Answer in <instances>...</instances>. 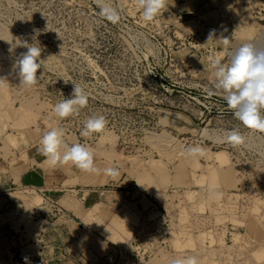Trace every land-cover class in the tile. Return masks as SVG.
<instances>
[{"label":"rangeland","instance_id":"rangeland-1","mask_svg":"<svg viewBox=\"0 0 264 264\" xmlns=\"http://www.w3.org/2000/svg\"><path fill=\"white\" fill-rule=\"evenodd\" d=\"M102 2L118 22L98 0H0L5 264H264V132L234 116L211 66L242 44L264 47V0H166L148 23L137 0ZM24 42L41 49L31 87L13 67ZM73 83L88 104L60 119L53 106ZM100 115L105 129L81 135ZM52 127L92 148L98 171L50 167L39 149ZM233 129L243 143L223 139ZM60 229L64 249L52 234Z\"/></svg>","mask_w":264,"mask_h":264},{"label":"clouds","instance_id":"clouds-1","mask_svg":"<svg viewBox=\"0 0 264 264\" xmlns=\"http://www.w3.org/2000/svg\"><path fill=\"white\" fill-rule=\"evenodd\" d=\"M100 3V14L112 23L120 19L119 11ZM141 9V18L144 22H152L166 7V0H137ZM212 38L210 33L209 39ZM228 43V39H224ZM26 52L20 54L13 67L18 69L20 84L28 87L39 82L37 75L42 63L39 60L41 49L24 42ZM211 66L215 70L214 89L221 91L223 99L229 109L234 110V116L241 124L251 130L264 132V47H257L253 43H245L230 53V60L223 63L220 59H213ZM3 80V78H0ZM67 83V82H66ZM209 94H212L211 92ZM86 91L78 84L73 83V91L66 98L53 106L55 115L64 119L78 114L79 110L88 104ZM107 121L104 116H91L87 119L81 135L88 137L95 133H101L106 127ZM63 128L52 127L46 131L40 140V152L45 157L50 167L71 163L76 168L86 173L98 171L95 165V156L92 148L85 144L74 143L69 145L64 140ZM232 144L244 142V137L235 129L226 133L223 138ZM200 147H189L190 155L203 154ZM110 176L119 175V169L109 167L104 170ZM26 259V258H25ZM171 264H198L195 256L177 258Z\"/></svg>","mask_w":264,"mask_h":264},{"label":"crops","instance_id":"crops-1","mask_svg":"<svg viewBox=\"0 0 264 264\" xmlns=\"http://www.w3.org/2000/svg\"><path fill=\"white\" fill-rule=\"evenodd\" d=\"M7 182H6V178L5 176L0 177V216L4 215L1 211H3L6 206L8 205V200H10V193L8 192V188L6 187ZM44 222H46V220H44ZM37 233V232H36ZM7 229H6V224L0 223V242H5V240L7 239ZM52 234L55 235L56 237H58L59 241H60V246L62 247V249H64V244L66 245L67 241H68V235L66 230H62L60 229L59 231L57 230H53ZM37 236H39L40 241H43L44 238H46V231L41 230V233H37ZM8 240V239H7ZM10 240V239H9ZM37 241V240H36ZM64 243V244H63ZM0 264H5L7 262H9L5 257H6V253H8V249H6L4 246L0 245ZM39 247H42L41 242L39 243ZM59 248V250H62ZM52 255H50V258L54 259L56 258V256L51 252ZM57 261H59V258H56ZM61 261V260H60ZM59 264V262H58ZM60 264H67L65 261L60 262Z\"/></svg>","mask_w":264,"mask_h":264},{"label":"bare ground","instance_id":"bare-ground-1","mask_svg":"<svg viewBox=\"0 0 264 264\" xmlns=\"http://www.w3.org/2000/svg\"><path fill=\"white\" fill-rule=\"evenodd\" d=\"M181 174H182V172H181ZM180 176H181V175H180ZM98 218H99V217H98ZM256 255H257L256 257H258V256L263 255V254H262V252H258Z\"/></svg>","mask_w":264,"mask_h":264}]
</instances>
